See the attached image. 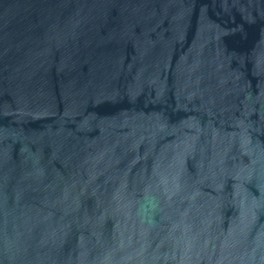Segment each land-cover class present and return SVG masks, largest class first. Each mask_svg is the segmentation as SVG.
I'll list each match as a JSON object with an SVG mask.
<instances>
[{"label": "water", "instance_id": "1", "mask_svg": "<svg viewBox=\"0 0 264 264\" xmlns=\"http://www.w3.org/2000/svg\"><path fill=\"white\" fill-rule=\"evenodd\" d=\"M0 264H264V0H0Z\"/></svg>", "mask_w": 264, "mask_h": 264}]
</instances>
